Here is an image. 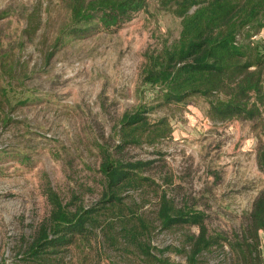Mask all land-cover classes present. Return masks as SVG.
<instances>
[{"label":"rangeland","instance_id":"rangeland-1","mask_svg":"<svg viewBox=\"0 0 264 264\" xmlns=\"http://www.w3.org/2000/svg\"><path fill=\"white\" fill-rule=\"evenodd\" d=\"M149 9L111 31L78 38L66 30L53 46L68 18L60 0H0V86L12 104L9 120L0 123V264H32L22 248L47 213L45 182L63 201L75 195V204L91 205L99 198V147L120 159H153L147 173L162 183L171 176L163 190L204 210L211 231L238 228L241 212L263 186L250 122L212 121L201 98L187 108L166 105L149 113L152 120L168 116L172 126V137L155 147H116L121 115L153 102L152 88L140 78L143 52L179 34V18L154 2ZM134 198L141 202L140 193ZM155 200L149 194L140 209L149 218ZM182 232L156 228L151 240L158 248L175 245ZM164 255L185 261L173 252ZM55 257H61L58 264H144L99 236ZM197 264L234 263L229 252L214 250Z\"/></svg>","mask_w":264,"mask_h":264},{"label":"trees","instance_id":"trees-1","mask_svg":"<svg viewBox=\"0 0 264 264\" xmlns=\"http://www.w3.org/2000/svg\"><path fill=\"white\" fill-rule=\"evenodd\" d=\"M151 2L179 18V34L171 43L143 52L140 78L152 88L153 102H141L121 115L116 147H155L172 137V126L168 116L152 120L149 113L166 105L187 108V102L201 98L212 121L250 122L258 140L257 167L264 174V137L257 132L260 127L264 136V40L259 38L264 0H60L68 18L53 46L66 30L78 38L111 31L139 12L149 13ZM7 92L0 86L2 124L9 120L7 110L12 106ZM98 153L100 196L91 205L75 204V195L63 201L49 182L44 183L47 213L24 243L25 260L58 264L61 257L55 255L99 236L113 247L123 245L144 264H197L204 252L214 250L229 252L234 264H264V184L241 212L238 228L211 231L204 210L178 203L163 190L171 176L162 183L147 173L153 159H120L105 147ZM138 193L141 202L134 198ZM149 194L156 198L151 218L140 210ZM156 228L183 230L182 238L178 244L158 248L151 240ZM165 252L185 261L172 260Z\"/></svg>","mask_w":264,"mask_h":264},{"label":"built area","instance_id":"built-area-1","mask_svg":"<svg viewBox=\"0 0 264 264\" xmlns=\"http://www.w3.org/2000/svg\"><path fill=\"white\" fill-rule=\"evenodd\" d=\"M258 38V35H253L252 39H257ZM262 243H264V238H263V241Z\"/></svg>","mask_w":264,"mask_h":264}]
</instances>
